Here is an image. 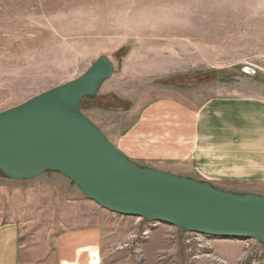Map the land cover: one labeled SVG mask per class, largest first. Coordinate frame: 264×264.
Here are the masks:
<instances>
[{
  "label": "rangeland",
  "instance_id": "rangeland-1",
  "mask_svg": "<svg viewBox=\"0 0 264 264\" xmlns=\"http://www.w3.org/2000/svg\"><path fill=\"white\" fill-rule=\"evenodd\" d=\"M101 56L114 76L81 110L112 141L165 97L198 107L227 86L264 100V0H0V112L80 77ZM76 190L55 172L20 182L0 173V224L44 232L55 199L77 196L82 224L100 236L93 264H264L259 242L116 215Z\"/></svg>",
  "mask_w": 264,
  "mask_h": 264
},
{
  "label": "water",
  "instance_id": "water-1",
  "mask_svg": "<svg viewBox=\"0 0 264 264\" xmlns=\"http://www.w3.org/2000/svg\"><path fill=\"white\" fill-rule=\"evenodd\" d=\"M114 73L112 60L101 56L80 77L0 112V173L15 182L59 173L110 213L264 245V196L140 168L83 114L82 101Z\"/></svg>",
  "mask_w": 264,
  "mask_h": 264
},
{
  "label": "crops",
  "instance_id": "crops-1",
  "mask_svg": "<svg viewBox=\"0 0 264 264\" xmlns=\"http://www.w3.org/2000/svg\"><path fill=\"white\" fill-rule=\"evenodd\" d=\"M110 141L140 168L264 196V100L236 89L223 87L198 107L176 97L155 100L117 141ZM172 166L179 171L169 170ZM55 200L62 202L60 209L44 232L23 222L0 224V264H82L86 255L89 264L100 259V236L82 224V198Z\"/></svg>",
  "mask_w": 264,
  "mask_h": 264
}]
</instances>
